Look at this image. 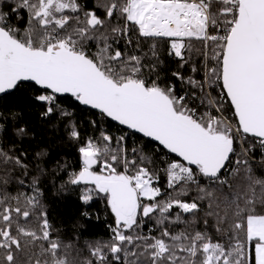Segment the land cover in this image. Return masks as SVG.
Returning a JSON list of instances; mask_svg holds the SVG:
<instances>
[{
    "label": "snow or ice",
    "instance_id": "obj_1",
    "mask_svg": "<svg viewBox=\"0 0 264 264\" xmlns=\"http://www.w3.org/2000/svg\"><path fill=\"white\" fill-rule=\"evenodd\" d=\"M0 264H264V0H0Z\"/></svg>",
    "mask_w": 264,
    "mask_h": 264
},
{
    "label": "trees",
    "instance_id": "obj_2",
    "mask_svg": "<svg viewBox=\"0 0 264 264\" xmlns=\"http://www.w3.org/2000/svg\"><path fill=\"white\" fill-rule=\"evenodd\" d=\"M12 98H9L4 101L5 104L11 102ZM25 119L30 122L32 130L36 133L38 138H44V142L47 143L48 137L42 130V125L35 113L31 115L26 114ZM50 147L52 148V152L54 158H59L61 155H67V158L74 159L76 157V152L74 149L67 148V147H60L58 146V142L55 144H51ZM163 183V181H162ZM50 205V212L51 216L55 217L57 221H62L66 226L69 225L71 222L74 221L75 216L77 213L78 203L76 200L75 195H69L63 199L58 197H51L49 200ZM71 229L69 228V233ZM88 235H99V236H106L107 231L104 228L103 222L100 223H93L89 225Z\"/></svg>",
    "mask_w": 264,
    "mask_h": 264
}]
</instances>
